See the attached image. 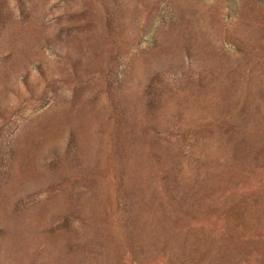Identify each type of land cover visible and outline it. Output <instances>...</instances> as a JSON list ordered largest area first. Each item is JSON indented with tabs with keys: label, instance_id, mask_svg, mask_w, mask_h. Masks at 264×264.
<instances>
[{
	"label": "rangeland",
	"instance_id": "rangeland-1",
	"mask_svg": "<svg viewBox=\"0 0 264 264\" xmlns=\"http://www.w3.org/2000/svg\"><path fill=\"white\" fill-rule=\"evenodd\" d=\"M0 264H264V0H0Z\"/></svg>",
	"mask_w": 264,
	"mask_h": 264
}]
</instances>
